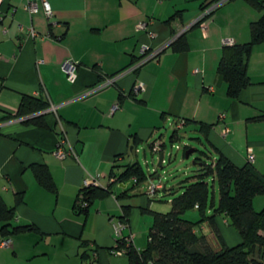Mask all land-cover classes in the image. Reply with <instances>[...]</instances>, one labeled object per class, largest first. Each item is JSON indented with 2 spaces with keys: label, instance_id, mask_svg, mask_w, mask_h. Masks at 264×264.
Listing matches in <instances>:
<instances>
[{
  "label": "crops",
  "instance_id": "crops-1",
  "mask_svg": "<svg viewBox=\"0 0 264 264\" xmlns=\"http://www.w3.org/2000/svg\"><path fill=\"white\" fill-rule=\"evenodd\" d=\"M48 1L49 16L41 6L30 14L24 0L2 4L0 117L17 110L22 94L43 97L55 111H42L44 125L24 122L25 117L0 121V196L14 206L11 225L34 227L0 232V240H10L0 246V264H128L113 249L130 234L136 248L146 245L141 220L144 209H152L154 193L147 188L154 175L124 192L127 184L112 173L134 162L144 142L151 148L159 143L162 152L164 142L155 134L171 121L188 120L185 127L236 165L247 163L251 148L253 165L264 172V117L255 118L264 115V42L251 48L250 84L237 98L228 95L217 71L224 41H248L250 22L262 14L258 8L247 0H227L195 24L209 0ZM182 34L188 47L175 51L170 44ZM143 44L162 50L133 68ZM66 59L77 64L73 80L61 66ZM140 82L144 91L133 93ZM201 123L211 126L200 128ZM64 134L74 153L59 158L54 151ZM35 164L48 167L55 190L39 183ZM91 177L109 186L108 192L78 214L75 199ZM17 196L22 199L15 204ZM258 203L263 206L264 199ZM216 222L229 245L241 241L225 218L217 215Z\"/></svg>",
  "mask_w": 264,
  "mask_h": 264
},
{
  "label": "trees",
  "instance_id": "trees-1",
  "mask_svg": "<svg viewBox=\"0 0 264 264\" xmlns=\"http://www.w3.org/2000/svg\"><path fill=\"white\" fill-rule=\"evenodd\" d=\"M219 1L222 4L227 0H209L203 4L202 11ZM247 1L262 14L250 22L248 41L224 45L217 66L219 75L226 83L227 93L232 98H237L240 91L250 84L248 57L254 44L264 42V0ZM217 6L195 24L210 16ZM170 45L175 51L188 47L183 34ZM48 107L49 102L43 97L22 94L17 110L14 113L4 110L0 121L25 117L24 122L44 125L42 111ZM261 117L264 115L255 118ZM188 122L184 120V125ZM210 126L211 124L201 123L200 128ZM176 128L179 127H175L171 137L177 136ZM199 152L202 156L195 158V163L201 170L194 180L187 181L179 195L172 198L171 209L167 212L144 209L151 215L147 242L140 249L133 244L128 246L125 254L128 264H264V205L259 210L254 207L255 197L264 195V172H259L249 161L241 166L236 165L217 148L214 151L209 148L208 153L204 150ZM206 158L209 159L205 160ZM118 166L121 167L120 170L112 174L115 180L127 184L124 192L149 177L138 161L125 162ZM33 171L43 187L55 190L54 180L46 165L35 164ZM207 177H211L212 182L217 184V202L213 192L210 193L209 184L205 180ZM130 178L136 180L128 182ZM108 188L109 186L102 185L101 182L100 185H83L75 199L74 211L85 214L95 199L107 194ZM21 199V196H17L15 204ZM190 209L198 212L199 218L196 221L182 217ZM217 215L225 218L240 233L239 243H227L217 225ZM13 217L14 206H8L0 196V232L3 236L34 229L31 225H11L9 222ZM126 237H119L118 240L123 239L122 243L125 244Z\"/></svg>",
  "mask_w": 264,
  "mask_h": 264
},
{
  "label": "rangeland",
  "instance_id": "rangeland-1",
  "mask_svg": "<svg viewBox=\"0 0 264 264\" xmlns=\"http://www.w3.org/2000/svg\"><path fill=\"white\" fill-rule=\"evenodd\" d=\"M175 127L176 122L171 121L170 123H166L165 126L159 129L155 134L156 138L160 135L162 139L160 141L164 142V159L161 166H158V159L161 151L154 152L149 146V142L141 144L136 156H133V161H138L147 174L154 175L152 178L153 183H158L160 181L166 187L165 191L159 189L150 196L152 199L151 208L158 212H167L171 209L172 198L179 195L184 190L187 181L194 180L201 170V167L197 163H194L195 158L202 156L199 150H204L208 153L209 149L203 135L194 130L191 126L176 128L178 133L176 134L177 136L171 137ZM190 148L197 150H193L190 152L189 156L186 157L185 152ZM208 159L209 158H206L205 160ZM205 180L209 184L210 193L212 194L213 192L215 202H217V184L212 182L211 177H207ZM141 183V185L144 184V182ZM131 186L132 184L129 185V187ZM259 198L264 199V195H259L255 199L254 207L258 210L262 206L258 203ZM145 213V216H143L144 218L141 220V225H146L147 229L142 233L141 240L146 243V233L151 225V215L148 211ZM182 217L191 221H196L199 218L198 212L193 209L187 210ZM233 229L235 228L233 227ZM234 243L235 242H230V244ZM123 259L126 260V257H123Z\"/></svg>",
  "mask_w": 264,
  "mask_h": 264
},
{
  "label": "built area",
  "instance_id": "built-area-1",
  "mask_svg": "<svg viewBox=\"0 0 264 264\" xmlns=\"http://www.w3.org/2000/svg\"><path fill=\"white\" fill-rule=\"evenodd\" d=\"M4 0H0V20L2 19V15H3V10H2V4H3ZM222 1H219L218 3H215L213 5H211L210 7H207L206 9H204L201 13V16L199 17L202 18L205 14H207L212 8H214L215 6H217L218 4H221ZM42 7V9L44 10V12L49 16L52 14V10H51V6L48 0H24V4L23 7L25 10H27L30 14L38 11L39 7ZM198 19V20H199ZM141 26H143V24H141ZM23 25H19V29L23 30ZM30 33L33 36H38L40 35L38 32H36L33 28H29ZM225 43L231 44L232 41L231 40H225ZM162 48H158L154 51H150V48L148 45L143 44L142 48H141V57L139 62H137L133 68L141 65L144 61L149 60V59H153L155 57H157L160 52H161ZM62 68L65 71V73L67 74L69 80H73L75 78L76 75V70H77V64L70 59H66L65 61H63L62 63ZM112 79H106V81L102 84V85H106L109 82H112ZM210 89L212 90V87H210ZM133 93L138 94L141 91H144V87L143 84L140 83H136L133 85ZM49 111H55V107L53 105H50V107H48ZM184 125V120H180L176 123V126L181 128ZM230 131V128L228 126H224L223 127V134L226 135L228 132ZM178 147V146H177ZM152 150L154 152H159L161 150V146L159 143H154L152 146ZM74 153L71 145L69 144V142L67 141V136L64 134L63 137L60 138L59 140V144L56 148V150L54 151L55 155L59 158H63L65 157L68 153ZM254 160V154L251 151V148L248 149V161L249 162H253ZM133 180L135 181L136 179L133 178ZM100 185V181L98 177H91L90 179H86L84 181V185ZM163 186V184L159 181L158 183H150L148 185L147 188V193L149 194H153L155 191L161 189ZM115 227V232L117 234H120V227H121V223H117L114 225ZM131 244H133V234H130L126 237L125 239V244L122 247H115L113 249V252L116 255H125L128 246H130ZM10 245V240L9 239H2L0 240V246L5 247V246H9Z\"/></svg>",
  "mask_w": 264,
  "mask_h": 264
},
{
  "label": "water",
  "instance_id": "water-1",
  "mask_svg": "<svg viewBox=\"0 0 264 264\" xmlns=\"http://www.w3.org/2000/svg\"><path fill=\"white\" fill-rule=\"evenodd\" d=\"M193 150H195V149H192V148L188 149V150L185 152V156L188 157L189 154H190V152H192ZM163 159H164V152L162 151V152L160 153V155H159L158 166H161ZM194 163H195V162H194ZM123 186H126V184H123Z\"/></svg>",
  "mask_w": 264,
  "mask_h": 264
}]
</instances>
